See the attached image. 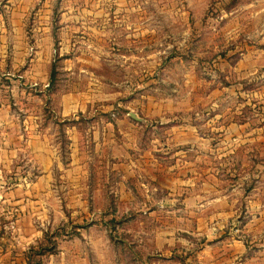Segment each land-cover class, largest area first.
I'll list each match as a JSON object with an SVG mask.
<instances>
[{
	"label": "rangeland",
	"instance_id": "374dc122",
	"mask_svg": "<svg viewBox=\"0 0 264 264\" xmlns=\"http://www.w3.org/2000/svg\"><path fill=\"white\" fill-rule=\"evenodd\" d=\"M75 89L86 118L173 152L121 184L83 120L101 186L79 203L74 124L47 122ZM47 143L52 192L0 215V264H264V0H0V145Z\"/></svg>",
	"mask_w": 264,
	"mask_h": 264
},
{
	"label": "crops",
	"instance_id": "0c3cea01",
	"mask_svg": "<svg viewBox=\"0 0 264 264\" xmlns=\"http://www.w3.org/2000/svg\"><path fill=\"white\" fill-rule=\"evenodd\" d=\"M52 105L53 114L52 118L47 119L48 123L50 122L54 126H60V124L69 121L74 124L70 132L64 131V133H71L70 139L74 142L71 148V155L73 156L71 164L76 166L78 176L75 180L76 182L74 180H71V182H75L74 184L76 188H78L72 193L78 199L79 203H86V200L91 194L92 199L96 200V195L98 193L100 194L99 188L101 186L99 181L96 182L94 178L91 179L90 176H88L89 179L88 177L86 178L88 159L90 163H92V158H86L84 150L88 147L82 146L81 144L82 134L78 129V124H82L83 120H87L91 124L92 134L90 135V140L94 141V143L96 142L95 148L97 152H100V159L98 161L100 164L99 169H108L114 172L118 171L119 177L123 182L121 184L129 186V182L134 179V177L136 178L137 175L143 171H147L143 166H154L155 163H158L157 158H161L159 157L160 151L167 150L164 151L163 154H171L173 152V149L170 148L165 149L163 147L162 149H158L155 144L159 142L158 140L153 141L152 146H147L146 149L142 150V148H138L136 144L137 138L133 134H135V130L140 126V123L130 117L129 119L127 116L94 114L86 118L84 115L89 106L85 104L84 95L77 89H75L74 92L66 94L61 93L55 98ZM124 121L127 123L126 128L132 131L130 138H127L128 135H125V131H120L119 129L118 123ZM170 133L169 135L174 138L175 132ZM123 135L126 136V138L122 137ZM38 137L41 136L31 135L29 138L36 139ZM45 147L46 148L41 154L42 157H40L32 150L30 144L28 149L24 152L26 156L22 154V149L16 145L9 147L0 145L1 216L6 214L5 211H7L8 214H11L10 211H14L18 213V217H21V212L28 213L27 215L31 217L29 204L37 203L38 197L41 199L39 203L46 207V199L52 192L51 187L53 185V180L51 178V173H53L56 164L58 166L61 164L60 160H58V156L57 159H55L51 151L49 150L48 152V143ZM86 154L88 155L87 152ZM21 157L27 160V163L23 167L19 164ZM37 163H39L40 166L38 168ZM71 164L68 165V167H70ZM36 170L39 171L38 176L35 174ZM66 170V172L69 173V168ZM22 175L27 177V180L22 179ZM65 180L66 184L69 185V174L66 175ZM90 181H92L94 189L88 197L86 191L82 188L87 186ZM67 187L68 186H66V188ZM68 192L70 191L68 190ZM10 206H13V208H10ZM36 215L37 214H35L34 217Z\"/></svg>",
	"mask_w": 264,
	"mask_h": 264
},
{
	"label": "trees",
	"instance_id": "16d2710c",
	"mask_svg": "<svg viewBox=\"0 0 264 264\" xmlns=\"http://www.w3.org/2000/svg\"><path fill=\"white\" fill-rule=\"evenodd\" d=\"M53 81H54V77H53V75H52V83H53Z\"/></svg>",
	"mask_w": 264,
	"mask_h": 264
}]
</instances>
